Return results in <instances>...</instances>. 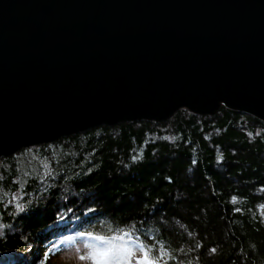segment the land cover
I'll list each match as a JSON object with an SVG mask.
<instances>
[{
	"label": "water",
	"instance_id": "1",
	"mask_svg": "<svg viewBox=\"0 0 264 264\" xmlns=\"http://www.w3.org/2000/svg\"><path fill=\"white\" fill-rule=\"evenodd\" d=\"M221 108L264 123V0H0V159Z\"/></svg>",
	"mask_w": 264,
	"mask_h": 264
},
{
	"label": "trees",
	"instance_id": "2",
	"mask_svg": "<svg viewBox=\"0 0 264 264\" xmlns=\"http://www.w3.org/2000/svg\"><path fill=\"white\" fill-rule=\"evenodd\" d=\"M262 204L264 123L250 116L101 126L0 159V264H58L84 250L77 233L127 225L161 264H264Z\"/></svg>",
	"mask_w": 264,
	"mask_h": 264
},
{
	"label": "snow or ice",
	"instance_id": "3",
	"mask_svg": "<svg viewBox=\"0 0 264 264\" xmlns=\"http://www.w3.org/2000/svg\"><path fill=\"white\" fill-rule=\"evenodd\" d=\"M207 139V137H205ZM49 148L52 145L48 146ZM32 151V149H29ZM133 162L139 160V154L132 157ZM221 161L218 159L217 163ZM196 163L195 160L192 161ZM127 167V165H125ZM49 175H51L49 173ZM13 200L17 198L12 197ZM237 197H231V203L235 204ZM258 207L264 208V204ZM19 212H25L26 209L16 204ZM233 213L241 212L240 208H232ZM3 227V225H0ZM139 233V228L135 225H127V227H116L111 235L97 234L95 231H85L77 233L78 236L87 237L88 241L84 246V250L77 249L76 261L78 264H161L163 260V252L159 246L153 243L145 244L144 241H152V237L144 236ZM143 237V239H142ZM202 245L197 244L199 249ZM208 251L215 253V249ZM155 256V258H153ZM167 264V262H165Z\"/></svg>",
	"mask_w": 264,
	"mask_h": 264
},
{
	"label": "rangeland",
	"instance_id": "4",
	"mask_svg": "<svg viewBox=\"0 0 264 264\" xmlns=\"http://www.w3.org/2000/svg\"><path fill=\"white\" fill-rule=\"evenodd\" d=\"M58 264H78V262L74 255H65L60 259Z\"/></svg>",
	"mask_w": 264,
	"mask_h": 264
}]
</instances>
